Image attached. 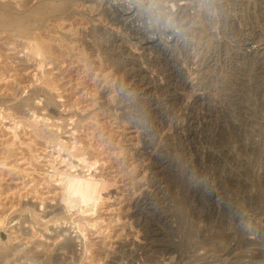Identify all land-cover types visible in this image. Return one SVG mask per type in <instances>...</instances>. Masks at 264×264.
<instances>
[{"label": "rangeland", "instance_id": "374dc122", "mask_svg": "<svg viewBox=\"0 0 264 264\" xmlns=\"http://www.w3.org/2000/svg\"><path fill=\"white\" fill-rule=\"evenodd\" d=\"M41 1L0 0V264H264V0Z\"/></svg>", "mask_w": 264, "mask_h": 264}, {"label": "bare ground", "instance_id": "6f19581e", "mask_svg": "<svg viewBox=\"0 0 264 264\" xmlns=\"http://www.w3.org/2000/svg\"><path fill=\"white\" fill-rule=\"evenodd\" d=\"M48 1V0H47ZM59 1V0H58ZM66 1V0H65ZM65 1L61 2L60 0V3L59 4V7H56L55 4L52 5V1H49V2H44L43 0L37 5L38 7H34L32 9H34V11L32 10V12L34 13V16L36 18H40L42 16H47V14H52V16H60V14L62 15L63 12L65 10H67V4L65 3ZM70 1V0H69ZM67 2V1H66ZM65 3V4H64ZM70 3V2H69ZM90 3V2H89ZM99 4V3H98ZM71 5V4H70ZM180 5V4H179ZM67 7V8H66ZM6 12V7L3 8L1 7L0 5V17H2L3 14H5ZM8 13V12H7ZM27 14V13H26ZM26 14H24L23 16L25 17L24 19H22L23 17H21V19L23 21H21L20 25H23L26 21H27V24L30 22L28 19L30 18L29 15L25 16ZM11 16L13 14H10ZM10 15H7L6 18H8V16ZM18 15V14H17ZM10 16V20L12 19H16L15 15H13L14 17L11 18ZM21 16V15H20ZM51 16V15H50ZM51 16V17H52ZM3 17L5 18V15H3ZM3 17H2V20H3ZM62 17V16H61ZM20 18V17H19ZM32 18V17H31ZM43 18V17H42ZM58 18V17H57ZM61 19V18H60ZM8 20V19H6ZM39 20V19H38ZM58 20V19H57ZM1 21V20H0ZM20 21V20H19ZM2 22V21H1ZM17 22H18V19H17ZM16 22V23H17ZM43 22V21H42ZM72 22V21H71ZM9 23V21H8ZM11 23V21H10ZM15 24V26L17 27V24ZM4 24V23H3ZM7 23L5 22V25ZM19 24V23H18ZM31 24V23H29ZM4 25V26H5ZM10 26H12V24H9ZM7 26V25H6ZM32 27V26H31ZM17 28H20V26L18 25ZM55 29V28H54ZM16 30V29H15ZM75 30V29H74ZM72 34V33H71ZM55 38V37H54ZM34 41H37L36 39ZM69 43V42H68ZM33 44H37V43H33ZM39 44V43H38ZM75 44V43H74ZM34 46V49L30 47V49H32L34 52L35 55L37 56H40L41 60H39L40 62L43 61L45 58H47V56L45 55V53L42 51H40V48H38L40 45L38 46ZM49 45V44H47ZM29 49V50H30ZM58 49V48H57ZM47 50V48H46ZM63 50V49H62ZM61 50V51H62ZM59 52V51H58ZM47 54V52H46ZM60 55V54H59ZM54 58V57H52ZM50 59V58H49ZM48 59V60H49ZM46 61V59L44 60V62ZM50 62V60H49ZM48 73V76L50 75L49 72ZM47 73L45 74V76L47 75ZM50 76H53V75H50ZM44 79H48L46 80L48 82V84L52 81L50 79V77L48 78H45L43 77ZM55 79V78H54ZM51 80V81H50ZM44 81V80H43ZM47 82H46V85H47ZM53 83V82H52ZM51 84V83H50ZM53 85V84H52ZM39 96V95H38ZM40 97V96H39ZM7 109V108H6ZM51 111V110H50ZM20 112V110H19ZM18 116V115H17ZM10 117V116H9ZM12 117H13V114H12ZM45 117V116H44ZM43 117V118H44ZM48 117H46L47 119ZM48 120V119H47ZM53 125H55V122L52 123ZM40 129V128H39ZM34 130V129H32ZM42 130V129H41ZM35 131V130H34ZM46 133V132H45ZM58 145V144H57ZM80 155V154H79ZM80 161H82V163L84 162V164H82L83 166L81 167H87V171L89 170V167L91 165V162L88 163L86 162L87 160H85V158L83 159H79ZM62 161H65V160H62ZM71 168V167H70ZM70 168L69 170H60V171H57V174H58V178L56 179L57 181H59L60 185H61V194L59 195V200L61 202H63V205L62 207L65 209L66 212H71L73 214L74 211H79L81 213H85L86 211H89V210H92L95 208L96 206V202L99 198V194L100 192L104 189L103 188V185L104 187L106 188L105 184L101 181L100 179L97 180V178H95L93 175H91V173H86L85 171H80V172H77V173H74L73 171H70ZM65 169V168H64ZM103 183V185H102ZM139 198V197H138ZM100 199V198H99ZM24 208V207H23ZM148 211V210H147ZM69 223L71 224L72 226V230H70V232H72V234H68V238L69 239H73V243H79V248H77L79 250V252L81 250H83L84 252V255L86 254L85 252H87V246L84 244H86L82 238L85 236L84 234V230L85 228L82 227V223H80L79 221L77 222L76 220H74L73 216L72 217H69ZM72 218V219H71ZM1 219V218H0ZM76 221V222H75ZM0 222L2 223V220H0ZM68 221H65L66 226H70V224H67ZM137 223V222H136ZM2 225V224H1ZM64 232H67L68 229H63ZM69 233V232H68ZM66 234V233H65ZM1 244V243H0ZM5 243L3 242V245ZM2 245V246H3ZM5 246V245H4ZM81 247H84L83 249H81ZM4 249V248H3ZM81 249V250H80ZM82 252V251H81ZM80 252V253H81ZM83 258L84 256L81 255ZM85 258V257H84ZM226 260V259H225ZM224 264L225 261L222 260V262H220V264ZM66 264H76L73 260L71 261H68ZM229 264V263H228Z\"/></svg>", "mask_w": 264, "mask_h": 264}]
</instances>
